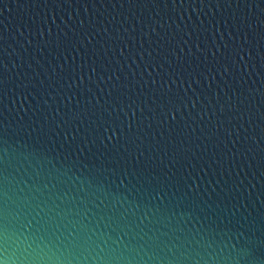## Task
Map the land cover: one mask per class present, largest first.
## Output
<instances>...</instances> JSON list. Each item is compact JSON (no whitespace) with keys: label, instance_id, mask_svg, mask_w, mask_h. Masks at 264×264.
<instances>
[{"label":"water","instance_id":"1","mask_svg":"<svg viewBox=\"0 0 264 264\" xmlns=\"http://www.w3.org/2000/svg\"><path fill=\"white\" fill-rule=\"evenodd\" d=\"M5 250L264 264V0H0Z\"/></svg>","mask_w":264,"mask_h":264},{"label":"clouds","instance_id":"2","mask_svg":"<svg viewBox=\"0 0 264 264\" xmlns=\"http://www.w3.org/2000/svg\"><path fill=\"white\" fill-rule=\"evenodd\" d=\"M0 264H24L17 258L16 250L0 251Z\"/></svg>","mask_w":264,"mask_h":264},{"label":"snow or ice","instance_id":"3","mask_svg":"<svg viewBox=\"0 0 264 264\" xmlns=\"http://www.w3.org/2000/svg\"><path fill=\"white\" fill-rule=\"evenodd\" d=\"M92 115L97 116L98 118H102L103 113H96V112H93ZM108 138H109V139H113V137H111V136H109ZM114 139H115V141L118 143L119 140H120V137L117 136V137H115Z\"/></svg>","mask_w":264,"mask_h":264}]
</instances>
